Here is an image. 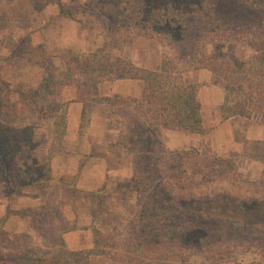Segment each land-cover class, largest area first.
Returning <instances> with one entry per match:
<instances>
[{
  "label": "rangeland",
  "instance_id": "374dc122",
  "mask_svg": "<svg viewBox=\"0 0 264 264\" xmlns=\"http://www.w3.org/2000/svg\"><path fill=\"white\" fill-rule=\"evenodd\" d=\"M2 1L4 0H0ZM3 4V8L10 10L12 25L16 28L8 39L0 36V74L14 88V99L18 98L20 91H27L38 85L47 64H53L66 73L72 67L76 68V63L72 62L74 58H84L85 55L103 48L105 42L107 43L103 53L111 52L126 57L149 71H159L164 61L171 60L168 68L176 66L179 73L182 72L186 83L199 84L202 115L209 132L199 134L173 126H159L155 133L163 147L168 151L196 150L209 157H233L236 160L235 170L230 176L213 180L197 176V181L191 187L194 195H223L229 197L234 205L249 198L264 200L263 165L245 155L243 142L246 138L244 129L250 130V135L254 137L252 139H264V110L252 105L251 117L234 116L235 118H229L230 120H222L219 107L225 97L223 80L203 66L206 62L204 56L210 58L214 52H224L228 57L243 59L256 53V48L250 45L249 39L240 31L245 32L252 26L264 25L263 3L253 4L247 0H208L204 9L190 19L186 41L179 47L168 45L156 36L138 35L136 31L130 34L122 30L117 31L119 34L109 35L103 22L108 20L115 23V11L111 5L100 0H25L22 3L16 1V5L8 2ZM61 7L75 9V19L60 16ZM27 35H30L35 48L42 47L46 50L45 54L35 52L38 54L13 55ZM181 50L185 56L183 62L180 61ZM184 69L187 70L183 71ZM114 81L102 82L99 85L98 97L87 93L84 87L83 92H86V95H83L82 90L78 91L77 82L58 88L57 100L68 104L67 123L70 103L78 101L80 95L86 99L85 105L83 102L82 105L87 112L88 122L82 129L83 137L80 136V128L77 133H67L65 144L71 153L67 157L70 158L69 166H59L52 170L54 180L50 181L46 188L16 189L19 193L12 195V201L16 205L18 202L24 206L20 210L27 212H37L43 204L57 202L73 226L67 232V236H70L67 246L83 248L78 250L94 248L99 252L89 256V264H181V258L176 253L159 251L152 254L149 249H145V246H150L148 242L136 247L137 244L130 241L132 224L141 225L143 222L139 217L142 208L147 216L153 210V205L158 208L153 214L165 221L161 223L163 229H169L172 233L193 232L195 238H200L205 245L202 250L187 252L188 263L264 264L259 251V248L264 249V239H258V243L254 244L259 231L243 232L238 223L230 225L220 222L216 217L197 218L190 214L189 202L178 201L175 198L178 195L176 191L166 190V179L162 176L169 178L170 162L165 164L168 171L164 170L162 173L156 167H148L145 170L144 176L149 183V189L140 194L135 190H124L125 183L133 176L134 168L130 155L116 146L121 121L115 112L116 106L101 98L118 95L122 98L141 99L146 88L141 80L144 90L142 96L114 94L110 93V85ZM122 88L125 90L129 87L123 85ZM62 90H65L64 93ZM115 139V142H110ZM35 140L34 151L26 154L23 157L24 162L15 169L12 175L14 181L9 178L0 182V186L8 189V194L12 186L29 182L31 176L41 177L48 166L49 163L45 164V157L53 141L52 131L48 128L38 130ZM107 148L121 151L111 157L107 173L82 170L90 157L89 154L104 152ZM77 152L81 153L82 157H76L74 153ZM171 180H175V177ZM103 186L105 190L102 198L92 194ZM30 188L31 193H24ZM2 192L0 188V193ZM153 199L158 204L153 202ZM92 208L96 212L95 216L92 215ZM211 212L221 215L218 209ZM10 215L23 218L14 213ZM26 217L31 219L30 216ZM135 219L136 221H132ZM12 224L17 228L19 226L15 222ZM29 224L32 226L30 233L6 231L2 234L10 239H0L2 257L14 255L15 248L11 240L21 239L24 233L37 236L47 230V225L39 221H30ZM239 239L249 243L241 244ZM157 254H161L160 258L156 257Z\"/></svg>",
  "mask_w": 264,
  "mask_h": 264
},
{
  "label": "trees",
  "instance_id": "16d2710c",
  "mask_svg": "<svg viewBox=\"0 0 264 264\" xmlns=\"http://www.w3.org/2000/svg\"><path fill=\"white\" fill-rule=\"evenodd\" d=\"M16 1L22 3L25 0L0 2L2 38L11 37L16 28L12 25L10 10L3 8V3L16 5ZM100 1L108 3L115 11V23L108 20L103 22L109 35L119 34L122 30L130 34L136 31L138 35L156 36L164 43L177 47L186 41L190 19L198 15L208 2V0ZM247 1L264 4V0ZM74 12L75 9L72 7H61L59 15L75 19ZM93 12L92 10L91 13ZM19 25L20 23L17 24ZM240 33L249 39L251 46L256 48L253 56L247 59L231 58L224 52H214L210 58L204 56L206 62L203 66L223 80L225 97L219 107L222 120L234 116L249 118L252 114V105L264 110V25L252 26ZM105 45L80 60L74 58L72 62L76 63V68L72 67L66 73L53 64H47L44 66L45 71L38 85L27 91H20L17 99L13 97L15 91L11 83L0 74V182L9 178L14 181L12 175L15 169L24 162L23 157L36 148L35 134L42 128H48L53 134L48 160L56 155L70 154L65 144L68 104L57 100L58 88L77 82L79 92L82 90L81 93H84V87L87 93L90 92V95L98 97L99 85L105 80L138 79L145 83L143 98H122L118 95L101 98L116 106L115 112L121 120L116 146L130 155L133 164V176L125 183L124 190H135L140 194L149 189V183L144 176L145 170L148 167H156L162 173L164 170L168 171L165 164L170 162L169 178L162 176L166 179V190L176 191L179 196L175 198L178 201L189 202L191 215L197 218L216 217L220 222L230 225L238 223L243 232L259 231L254 241L255 245L258 239L263 240L264 200L249 198L240 200L234 205L229 197L223 195L196 197L192 191L191 187L197 181V176H205L207 180H213L232 175L236 167L235 158L209 157L196 150L168 151L156 136L155 132L159 126H173L179 130L199 134L209 132L202 115L199 84L186 83L182 72L179 73L176 66L168 68L171 60L164 61L159 71H149L137 66L126 57L111 52L103 53ZM182 51H179L181 62L185 60ZM35 52L45 54L46 50L42 47L35 48L30 35H27L14 50L13 55L38 54ZM185 70L187 69L183 71ZM83 95H86V92ZM78 99L85 105L84 97L80 95ZM86 116L87 112L83 109L81 137H83L82 129L88 122ZM243 142L245 155L261 162L264 172V139L244 138ZM51 171V166L48 165L41 177L31 176L29 182L12 186L9 197L20 187L46 188L47 184L54 180ZM174 177L175 180H171ZM104 190L105 186L92 194L102 198ZM152 201L156 202L155 199ZM151 207L153 210L147 216L144 215L145 209L142 208L139 216L143 221L141 225L132 224L130 241L137 244L136 247L148 242L150 246H145V249H149V253L155 254L159 251L176 253L181 258V264H194L188 263L186 254L205 248L200 238L196 239L193 232L172 233L169 229H163L161 223L165 221L157 214H153L154 210H158L157 206ZM213 209H218L221 215H215L211 212ZM91 212L93 216L96 215L93 208ZM11 213L22 217L30 216L47 225V230L37 236L24 233L21 239L11 240L15 248L14 255L2 257L0 254V264H89V256L94 252L99 253L94 248L71 250L67 246L65 233L73 226L62 207L55 201L43 204L37 212L21 210L15 212L8 208L5 217L0 218V239H8L2 234L6 232L4 223ZM238 216L239 218H236ZM238 241L241 244L249 243L241 239ZM259 251L264 259V249L259 248ZM157 255L156 257L160 258L161 254Z\"/></svg>",
  "mask_w": 264,
  "mask_h": 264
},
{
  "label": "crops",
  "instance_id": "0c3cea01",
  "mask_svg": "<svg viewBox=\"0 0 264 264\" xmlns=\"http://www.w3.org/2000/svg\"><path fill=\"white\" fill-rule=\"evenodd\" d=\"M123 85H128V89L126 88L125 90L122 88ZM65 90H62V92L64 93ZM143 82L141 80L138 79H119V80H115L111 85H110V93H114V94H120V95H124V96H134V97H140L143 95ZM63 95V94H61ZM64 96V95H63ZM64 98H66L64 96ZM82 112H83V105L82 102L79 101H72L70 103L69 106V116H68V123H67V133H72L75 132L77 133L78 128H80V124L82 122ZM235 118V117H233ZM231 119V118H230ZM229 119V120H230ZM225 123V122H224ZM245 133V137L252 139L254 137H252L250 130H243ZM119 132V130H118ZM66 133V136H67ZM66 139V137H65ZM117 139V138H116ZM115 140H111L110 142H115ZM102 142L104 144H107L105 142V140ZM108 145V144H107ZM104 152H92L89 157V159L86 161V163L83 165L82 170L85 172H95V173H107L109 171V165L108 163H110L111 161V157H113V155H115V153H119L121 152L120 150H116L115 148H107L103 150ZM73 154V153H72ZM48 151L46 153V157H45V164L49 163L47 165L51 166V169L54 171L55 169H57V167L59 166H63V167H67L69 166L70 163V158L67 159L68 155L70 156V154L68 155H56L54 156L51 160H48ZM74 155H76V157L81 156V153L77 152L74 153ZM80 159V158H79ZM80 163V160H79ZM78 163V170L80 168ZM63 170V169H62ZM0 188L2 189V193H0V207L2 204V208H0V218L5 217L8 208L9 209H15V210H20L22 207L18 204H15V202L12 201V196L9 197L8 194V189L3 188V186H0ZM32 188V187H31ZM30 190H25L24 193H31V189ZM18 194L19 191L15 190L14 193L12 195ZM21 193V192H20ZM14 205V206H13ZM29 205V204H27ZM29 207V206H26ZM32 221V223L37 222L34 219H29L28 217H18L17 215H10L4 223V230L5 231H9L12 233H19V232H31L32 231V226L29 224V222ZM13 222L18 223L16 225H19L18 228L12 224ZM68 233H65V240L67 242V245L69 244V242L67 241L68 238L70 236H67ZM80 243V241H78ZM69 246V245H68ZM87 248V247H86ZM71 250H78V249H83L82 247H71Z\"/></svg>",
  "mask_w": 264,
  "mask_h": 264
}]
</instances>
